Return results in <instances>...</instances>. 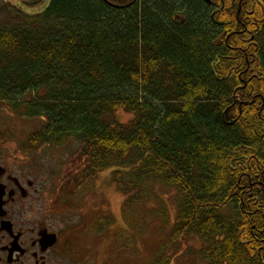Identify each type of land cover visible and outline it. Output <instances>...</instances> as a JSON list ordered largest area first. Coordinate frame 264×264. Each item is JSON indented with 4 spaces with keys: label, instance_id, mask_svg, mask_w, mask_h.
<instances>
[{
    "label": "trees",
    "instance_id": "trees-1",
    "mask_svg": "<svg viewBox=\"0 0 264 264\" xmlns=\"http://www.w3.org/2000/svg\"><path fill=\"white\" fill-rule=\"evenodd\" d=\"M222 1L0 0V105L42 123L23 151L82 146L67 196L106 169L124 210L176 190L148 264L190 237L199 264H264V0Z\"/></svg>",
    "mask_w": 264,
    "mask_h": 264
},
{
    "label": "rangeland",
    "instance_id": "rangeland-1",
    "mask_svg": "<svg viewBox=\"0 0 264 264\" xmlns=\"http://www.w3.org/2000/svg\"><path fill=\"white\" fill-rule=\"evenodd\" d=\"M3 1L21 3V0ZM131 117L119 110L112 120L124 123ZM41 125L40 120L20 117L9 106L0 105L1 139H4L3 133L8 134L4 145L13 148L16 158L27 162L32 172L46 182L41 214L45 212L46 218L57 219L62 224L65 264H148L152 261L173 224L176 190L153 185L149 197L133 202L124 210L127 196L113 186L111 170L106 169L77 196H67L61 186L73 169L79 167L77 156L82 146L69 139L60 147L44 145L25 153L23 143ZM179 240L180 243L169 249V264H199L194 260L199 241L192 237ZM176 247L178 251L174 254Z\"/></svg>",
    "mask_w": 264,
    "mask_h": 264
},
{
    "label": "flooded vegetation",
    "instance_id": "flooded-vegetation-1",
    "mask_svg": "<svg viewBox=\"0 0 264 264\" xmlns=\"http://www.w3.org/2000/svg\"><path fill=\"white\" fill-rule=\"evenodd\" d=\"M235 1L239 11L243 0ZM4 141L0 137V264H65L62 224L41 214L46 182Z\"/></svg>",
    "mask_w": 264,
    "mask_h": 264
}]
</instances>
